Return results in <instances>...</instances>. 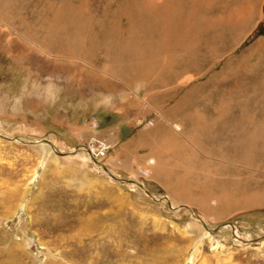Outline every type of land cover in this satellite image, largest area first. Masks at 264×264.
<instances>
[{
	"label": "rangeland",
	"instance_id": "374dc122",
	"mask_svg": "<svg viewBox=\"0 0 264 264\" xmlns=\"http://www.w3.org/2000/svg\"><path fill=\"white\" fill-rule=\"evenodd\" d=\"M0 264H264V0H0Z\"/></svg>",
	"mask_w": 264,
	"mask_h": 264
},
{
	"label": "crops",
	"instance_id": "0c3cea01",
	"mask_svg": "<svg viewBox=\"0 0 264 264\" xmlns=\"http://www.w3.org/2000/svg\"><path fill=\"white\" fill-rule=\"evenodd\" d=\"M135 140H136L135 138H134V139L132 138V141H130V145H132V146L138 145V144H137V141H138V140H136V141H135ZM157 142H158V140H157V138H156V136H155L154 138H152V139L150 140V144H151L150 147L153 148V149H154V147H155V150H156V151L159 153V155L161 156V152H159L158 149L156 148V143H157ZM158 153H157V154H158ZM153 162H154V161H153ZM150 171H152V170H150Z\"/></svg>",
	"mask_w": 264,
	"mask_h": 264
},
{
	"label": "bare ground",
	"instance_id": "6f19581e",
	"mask_svg": "<svg viewBox=\"0 0 264 264\" xmlns=\"http://www.w3.org/2000/svg\"><path fill=\"white\" fill-rule=\"evenodd\" d=\"M178 129H180L179 127H177ZM91 151V150H90ZM107 151V150H106ZM56 152V151H55ZM98 152V151H97ZM95 154H96V152H94ZM91 154H92V151H91ZM93 156V155H92ZM93 162H94V160H93ZM99 163V162H98ZM105 170V169H104ZM101 171V172H103V173H105V174H108V175H110L111 176V174H112V176L114 177L115 175L113 174V173H111V171H109V170H107V168H106V170L105 171ZM102 174V173H101ZM111 176V177H112ZM112 177V178H113ZM116 178H117V176H115ZM114 180H116V179H114ZM137 185V184H136ZM142 188L144 189V190H146V192H147V189L145 188V186L142 184ZM148 194H150V192L148 193ZM205 226V225H204Z\"/></svg>",
	"mask_w": 264,
	"mask_h": 264
},
{
	"label": "water",
	"instance_id": "95a60500",
	"mask_svg": "<svg viewBox=\"0 0 264 264\" xmlns=\"http://www.w3.org/2000/svg\"><path fill=\"white\" fill-rule=\"evenodd\" d=\"M104 169H105V167H104ZM111 176H112V174H111ZM113 178L116 179L117 181L121 182V183H124V184H130V183L137 184L140 188H142V184L136 183L134 181L118 179L115 176Z\"/></svg>",
	"mask_w": 264,
	"mask_h": 264
},
{
	"label": "built area",
	"instance_id": "2783aa9c",
	"mask_svg": "<svg viewBox=\"0 0 264 264\" xmlns=\"http://www.w3.org/2000/svg\"><path fill=\"white\" fill-rule=\"evenodd\" d=\"M104 154H105V153H104ZM104 154H103V155H104Z\"/></svg>",
	"mask_w": 264,
	"mask_h": 264
}]
</instances>
